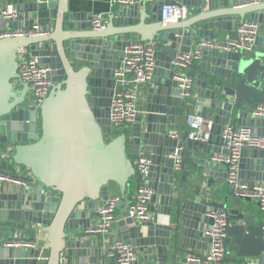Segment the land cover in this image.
<instances>
[{"label":"water","instance_id":"95a60500","mask_svg":"<svg viewBox=\"0 0 264 264\" xmlns=\"http://www.w3.org/2000/svg\"><path fill=\"white\" fill-rule=\"evenodd\" d=\"M168 3H182L195 15L165 23L161 13ZM2 6H15L20 16L0 19V30L38 24L49 33L0 39V170L38 182L0 184V264H44L43 246H6L32 233L47 234L45 264H122L106 254L107 236L113 244L129 241L151 264H195L189 260L193 249L210 241L201 235L211 207L225 209L230 223L226 244L234 255L226 254L222 264H264V211L258 201L254 208V199L237 195L228 165L214 160L227 153L222 130L232 119L264 135V113L255 114L264 105V0H157L152 8L115 4L101 29L71 0H0ZM247 14L260 25L251 50L204 47L198 63L187 68L172 63L179 49H189L181 46L190 45L192 35L237 31ZM134 41L156 43L154 77L143 112L117 132L110 120L115 73ZM22 51L52 68L54 83L41 104L20 79ZM181 74L194 75L187 97L176 78ZM190 113L212 121L208 141L188 138ZM178 145L185 146L180 169L172 156ZM140 154L152 161L145 177L135 165ZM223 167L226 172H218ZM28 171L30 176L23 174ZM238 176L251 187L264 183V149H242ZM215 183L223 185L224 202L207 197ZM133 184L153 190L147 220L129 216L132 200L126 194ZM113 188L120 197L116 207L125 205L126 213L102 232L99 210Z\"/></svg>","mask_w":264,"mask_h":264},{"label":"built area","instance_id":"2783aa9c","mask_svg":"<svg viewBox=\"0 0 264 264\" xmlns=\"http://www.w3.org/2000/svg\"><path fill=\"white\" fill-rule=\"evenodd\" d=\"M157 0H111V5L121 4L126 6L144 4L152 5ZM187 7L182 3H168L163 6L161 19L163 22H176L187 17ZM20 16L15 6L0 7V19L16 20ZM93 26L101 29L105 26L104 19L96 16ZM260 32L259 23L244 19L241 20L235 36L225 39L201 38L200 41L191 46L188 50L179 49L176 52L172 63L182 68L190 67L200 58L202 49L209 47L224 51H249L252 49L256 36ZM49 30L38 24L32 27L0 30V39L10 37H20L26 35L48 34ZM157 45L155 42L134 41L125 50L122 58V67L115 73L116 86L111 102L110 120L111 125L117 132L127 128L143 110L138 105L141 88L150 83L154 77L156 66ZM19 74L23 82H27L32 87V93L37 104H41L48 96L53 81L52 68L42 64L35 56L28 55L22 51L18 56ZM264 63V61H263ZM183 89V96L187 97L194 85L195 79L191 74L177 75ZM264 105L259 104L255 109V114H263ZM186 125L189 130L188 138L191 140L208 141L212 131V121L206 120L198 114L190 113L186 118ZM177 137L178 135H172ZM222 137L225 139L226 154L214 156V160L224 162L228 165V181L231 186L236 187L237 195L252 198L260 203V208L264 211V183H257L253 187L241 182L239 171V160L243 148L264 149V135H256L248 125H236L228 123L222 130ZM185 150L184 145H178L172 154L175 159V167L180 169L182 156ZM152 161L149 156L140 154L135 161V165L143 177L150 172ZM4 181L15 182L26 185L24 180L16 179L0 170V184ZM153 190L147 184H141L137 189L135 199L129 205V216L137 220H147L151 217L149 203ZM119 195L110 196L105 205L100 208V224L97 230L108 231L116 219V203ZM211 221L206 225L203 233L210 238V247L203 256H189V260L197 264H222L226 256V240L228 237V227L225 210H211L208 213ZM264 232V225H263ZM7 247L12 248H37V239L18 238L6 242ZM106 254L109 258L117 257L122 264H150L139 257L135 247L128 241L120 240L110 246Z\"/></svg>","mask_w":264,"mask_h":264},{"label":"crops","instance_id":"0c3cea01","mask_svg":"<svg viewBox=\"0 0 264 264\" xmlns=\"http://www.w3.org/2000/svg\"><path fill=\"white\" fill-rule=\"evenodd\" d=\"M71 1L74 3L76 9L83 10V11L87 12L89 14V16H93L94 18L96 16H101L102 18H104V16L106 14L107 15L111 14V9H112L111 0H71ZM3 5H5L4 1H3ZM153 6H154V4L150 5V8H152ZM187 12H188V14H187V17L185 18V20L195 15V12H193V9L190 8V7H187ZM246 19H249V20L251 19L249 14L246 15ZM104 22H105V24H107L108 23V19H104ZM49 28H50V32H53L55 30L54 24L52 23ZM131 35L132 36H136L137 34L134 33V34H130L128 36H131ZM235 35H236V31H222V30H217V29L215 30V37L220 38V39H225L227 37H231V36H235ZM200 39H201L200 37L196 38L194 35H192L190 45L183 44L181 46V48H187V47L190 48L191 46H194L195 44H197L200 41ZM260 50H261V48H260ZM262 51H264V49H262ZM26 52H27L28 55H31L30 51H26ZM195 62L198 63L199 59H197ZM148 86H149V84L143 85L142 88H141L140 99L138 101V105L140 106L141 110H143V102H144V98H145V94H146ZM229 123L236 124V125H240L241 124L238 119H232ZM244 124H245V122H243V125ZM39 135H41V130H39ZM214 156H216V155H214ZM218 172H220V173L226 172V167H223V168L219 169ZM23 174L26 175V176H30V172L29 171L25 172ZM25 181H26V185H36L38 183L36 181V179L25 180ZM205 185H206V182L205 183L204 182L200 183V186L203 188L204 191L207 188ZM222 187H223V185H221L219 183H215L213 185V187L209 189L210 191L207 192V193L211 194V195H209L207 197L211 198L212 201H215V202H218V203L224 202V200H225L224 199V195H223L224 193H223V191H221ZM225 187H226V184H225ZM218 188H220L219 192L214 193ZM113 189H114L112 191L113 193L110 196L117 195L116 188H113ZM137 189H138V187H136L135 184H133L132 188L130 189V191L127 192L126 197L131 199V200H134L135 196H136L135 192L137 191ZM256 204H257V201L253 200L251 205L254 206V208H255ZM229 207H230V205H229ZM211 210H225V209H221V208H217V207L216 208L215 207H211L210 209H208L207 215H208L209 211H211ZM125 213H126L125 205H123L119 209L118 208L116 209V216H122ZM263 215H264V212H263ZM210 221H211V219L209 220V222L207 224H209ZM114 223H115V221H114ZM114 223L112 224V227H113ZM206 225H205V227H206ZM201 237H203L205 239L207 236H205L204 233L202 232ZM31 239H37L38 242H39V246H43L45 248L46 253L43 255V258H42L43 262L45 264L46 263L45 261L47 259V255H48L47 234L32 233ZM105 241L107 243V246L110 247V246L113 245L112 237H110V236L105 237ZM227 241L229 242L228 245L231 244V237L230 236L227 237ZM227 246H226V254H227L228 257H232L234 255L233 254L234 252H228ZM209 247H210V241L209 240H203L202 244L199 247H196L195 249H193L192 254L195 255V256L203 257L208 252ZM139 257L142 259L140 254H139ZM195 264H197V263H195Z\"/></svg>","mask_w":264,"mask_h":264},{"label":"trees","instance_id":"16d2710c","mask_svg":"<svg viewBox=\"0 0 264 264\" xmlns=\"http://www.w3.org/2000/svg\"><path fill=\"white\" fill-rule=\"evenodd\" d=\"M193 76V75H192Z\"/></svg>","mask_w":264,"mask_h":264}]
</instances>
